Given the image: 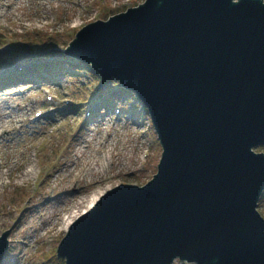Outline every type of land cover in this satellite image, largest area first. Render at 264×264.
I'll list each match as a JSON object with an SVG mask.
<instances>
[{"label": "water", "instance_id": "1", "mask_svg": "<svg viewBox=\"0 0 264 264\" xmlns=\"http://www.w3.org/2000/svg\"><path fill=\"white\" fill-rule=\"evenodd\" d=\"M66 53L136 92L162 153L150 181L107 191L71 224L65 264H264L263 0H144Z\"/></svg>", "mask_w": 264, "mask_h": 264}, {"label": "rangeland", "instance_id": "2", "mask_svg": "<svg viewBox=\"0 0 264 264\" xmlns=\"http://www.w3.org/2000/svg\"><path fill=\"white\" fill-rule=\"evenodd\" d=\"M142 1L83 0L84 9L89 7L80 19L77 12H83L73 0H0L7 5L0 7V34L11 41L18 37L11 46L17 50L18 42L38 46L34 48L36 54L27 55L28 45L19 52L22 57H31L25 60L31 71L29 64L34 61L61 64L64 59L57 55L71 39L72 30L81 24L104 20L122 12L128 3ZM9 57L11 54H0L4 62ZM29 71L16 85L0 84L4 87L0 91V236L9 232L4 264H61L53 253L66 231L61 219L69 214L71 222L85 211L87 199L105 195L119 184H145L155 173L161 151L147 115L131 116L117 95L113 96L115 103L123 107L119 118L110 111L99 114L101 110H97L84 123L83 116L76 118L62 110L63 98L73 107L79 106L80 111L88 105L92 95L78 84L84 78L77 83L55 72L46 79L37 71L38 79H33ZM55 77L57 82L51 86L50 80L55 81ZM43 87H48L58 109L32 124L28 119L33 117L35 107L45 112ZM93 106L99 105L92 103L90 108ZM18 128L21 134H17ZM2 129L8 134L1 135ZM32 147H38L37 158L30 156ZM256 151L264 152V147ZM104 156H109L110 166ZM259 213L264 217V198Z\"/></svg>", "mask_w": 264, "mask_h": 264}, {"label": "bare ground", "instance_id": "3", "mask_svg": "<svg viewBox=\"0 0 264 264\" xmlns=\"http://www.w3.org/2000/svg\"><path fill=\"white\" fill-rule=\"evenodd\" d=\"M27 175V174H26ZM26 176L24 175L23 178H25ZM98 198V195L96 196H93V197H90L87 202V206L85 207V210H87ZM61 227L63 228V230H65L67 228V226L69 225L70 223V216L69 214L68 215H65L62 219H61Z\"/></svg>", "mask_w": 264, "mask_h": 264}, {"label": "trees", "instance_id": "4", "mask_svg": "<svg viewBox=\"0 0 264 264\" xmlns=\"http://www.w3.org/2000/svg\"><path fill=\"white\" fill-rule=\"evenodd\" d=\"M112 83V81H107V82H103L100 86L102 87H104V86H106V85H110Z\"/></svg>", "mask_w": 264, "mask_h": 264}]
</instances>
